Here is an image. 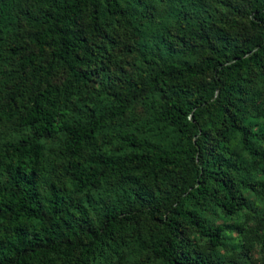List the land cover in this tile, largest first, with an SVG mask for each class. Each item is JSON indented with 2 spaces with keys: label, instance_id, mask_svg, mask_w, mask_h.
I'll list each match as a JSON object with an SVG mask.
<instances>
[{
  "label": "trees",
  "instance_id": "obj_1",
  "mask_svg": "<svg viewBox=\"0 0 264 264\" xmlns=\"http://www.w3.org/2000/svg\"><path fill=\"white\" fill-rule=\"evenodd\" d=\"M238 2L220 0L219 13L246 25L236 37L210 33L220 17L207 0H0V264H102L139 219L151 234L133 245L157 264L244 263L245 228L215 257L224 229L202 215L233 216L245 188L263 187L234 157L237 146L264 166L250 122L264 90V0ZM120 33L151 74L94 90ZM146 94L157 103L146 124L170 143L123 131L117 152L99 148ZM107 183V205L89 210L79 195Z\"/></svg>",
  "mask_w": 264,
  "mask_h": 264
},
{
  "label": "rangeland",
  "instance_id": "obj_2",
  "mask_svg": "<svg viewBox=\"0 0 264 264\" xmlns=\"http://www.w3.org/2000/svg\"><path fill=\"white\" fill-rule=\"evenodd\" d=\"M207 1H209L211 6L215 7L218 17H220L219 21L217 20L211 26L210 33H213L215 29L220 28L236 37L247 34L246 25L244 23H241L240 21L233 23L225 16H220V14L227 13L225 8H221L220 0ZM230 2L239 4L238 0H230ZM118 38H120V43L108 54V61H106L107 64L104 67L103 72L104 76L101 77L100 80L95 79L92 82L94 90L98 89L99 82L103 79L105 82L109 80L108 78L112 80L123 77L142 79V76L149 77L151 74V72L145 67L146 65L138 62V60L132 55L134 50L131 47V41H128L127 37H124V34L122 33L118 35ZM128 50L132 53L130 54ZM258 94L257 106L259 112L256 114L254 111H250V122L254 125L252 128L254 132L260 130L263 132L261 141H257L255 146L262 152L264 158V90L258 88ZM149 96L150 94H146V100L136 97V100L130 104L128 113L125 114L121 120L117 123L109 124L103 129V135L98 139L97 146L108 153L117 152L120 144L118 138L119 133L123 131L136 136L142 134L145 138L154 140L155 142H161L163 145L170 143L171 138L167 133L155 131L156 137H153L151 130H149L151 127L148 125V128L146 124V122L150 120V113L154 110L155 105L157 104L155 102L151 103ZM9 129L10 130L4 132L6 136L11 135L14 137L16 133H18V131L13 130L12 126H10ZM43 144L45 148H48L55 146L56 141H48ZM235 151L234 160L245 166L247 180L261 184L263 186L262 189H259L258 192H254L245 188L242 195L247 201V207L243 208L233 216H224L219 209L213 208L212 206L205 207L202 211V215L208 221V224L221 225L224 229L223 236L225 246L224 248H220L219 252L215 253V257L226 255L230 251L232 248V245H230L231 240H234L237 237L239 231L237 226H242L245 228L243 233L244 236L242 238L243 249L241 250L244 263L240 264H248L249 261H252L255 264L260 258V247L257 242V236L264 235V166L258 168L255 167V165H252L249 156L237 146ZM110 188V183L100 185L96 189H91L88 192L79 195V199L83 201L89 210L95 209L96 213H100L107 205ZM150 230V222L146 219H139L133 224L131 230H129L122 239L114 238L110 242V246L104 251L106 260L101 259L100 262L102 264H111V262L121 260L123 264H157L155 261H150V257L139 252L133 245V240L135 238H147L149 234H151ZM196 241L198 240L196 239Z\"/></svg>",
  "mask_w": 264,
  "mask_h": 264
}]
</instances>
